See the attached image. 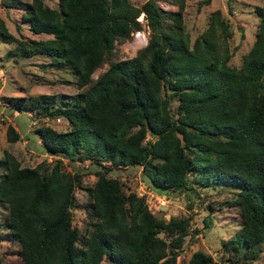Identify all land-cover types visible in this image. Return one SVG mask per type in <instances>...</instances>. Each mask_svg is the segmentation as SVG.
<instances>
[{"label": "trees", "instance_id": "16d2710c", "mask_svg": "<svg viewBox=\"0 0 264 264\" xmlns=\"http://www.w3.org/2000/svg\"><path fill=\"white\" fill-rule=\"evenodd\" d=\"M185 3L57 0L53 8L31 0L22 20L34 34L50 36L44 40L14 38L0 21L1 38L16 42L20 56L44 55L57 68L70 67L77 87L70 96L13 97L9 106L35 119L67 122L63 131L49 125L33 130L49 161L28 167L3 152L0 201L23 264H176L190 216L153 214L144 196L124 191V170L167 196H190L194 186L232 189L241 224L221 242V260L258 258L264 243V3L254 7L259 22L240 66L229 64L228 17L212 11L205 29L191 38ZM141 14L147 43L119 59L118 46L142 28ZM6 137L15 142L20 133L8 124ZM64 160L87 163L96 177L87 190L83 232L72 223L82 175L67 171ZM187 264L221 263L197 250Z\"/></svg>", "mask_w": 264, "mask_h": 264}, {"label": "rangeland", "instance_id": "374dc122", "mask_svg": "<svg viewBox=\"0 0 264 264\" xmlns=\"http://www.w3.org/2000/svg\"><path fill=\"white\" fill-rule=\"evenodd\" d=\"M145 0H130L134 5H140ZM31 0H0V21L4 23L8 32L14 38L47 39L46 34H34L27 23L22 20L24 4ZM50 7H56L57 0H44ZM10 4V7H7ZM264 0H186L183 21L191 38L198 35L208 24L210 13L216 9L227 16L232 31L229 38V48L232 57L229 64L240 66L242 56L249 50L255 37L259 18L254 7L263 5ZM158 5L166 10L175 11L176 6L164 1ZM232 14L228 13V9ZM141 15L139 16V18ZM141 19V18H140ZM139 20V19H138ZM142 20L144 38L131 40L118 46V58L127 59L135 55L136 51L145 46L149 37V29ZM16 42H7L0 35V177L5 172L3 152L12 153L23 166L33 167L42 160H51L45 153L41 140L33 130L37 127L49 125L63 131L67 128L64 119H35L32 113L12 110V98L17 96L32 97L37 94L73 95L77 92L75 77L69 68H57L51 65L50 58L44 55L32 57L20 56L21 51L15 49ZM11 53H8V52ZM104 68L93 73L96 77ZM76 76V75H75ZM77 79V76H76ZM176 102H172L175 109ZM31 114V115H30ZM31 116V117H30ZM11 124L19 133L20 138L15 142H8L6 137L7 125ZM67 171L78 172L81 176V187L76 188L77 207L72 211V223L79 232L85 231L88 224L86 210L89 207L88 189L96 180L95 175L88 171L87 163L69 162L64 160ZM119 176L126 193L136 192L144 196L150 211L168 220L170 217L190 216L189 234L183 238L180 255L176 264H187L190 255L202 250L210 253L219 263L228 264L221 260V242L227 240L236 232L241 224L239 209L232 205L235 198L229 188H199L194 186L192 195L184 193L167 196L155 192L144 183L137 173L124 170ZM116 175L118 173L112 172ZM237 191V188L232 187ZM7 205L0 201V256L5 264H23L19 254V241L15 234L5 226ZM211 218L209 226L205 225V218ZM162 236V234H160ZM247 264H264V243L260 246V253L256 260Z\"/></svg>", "mask_w": 264, "mask_h": 264}, {"label": "built area", "instance_id": "2783aa9c", "mask_svg": "<svg viewBox=\"0 0 264 264\" xmlns=\"http://www.w3.org/2000/svg\"><path fill=\"white\" fill-rule=\"evenodd\" d=\"M138 19H139V21L142 22L141 19H143V15L141 14V19L140 18H138ZM132 36H134L135 39L144 38L145 37L144 30L135 31L132 33Z\"/></svg>", "mask_w": 264, "mask_h": 264}, {"label": "crops", "instance_id": "0c3cea01", "mask_svg": "<svg viewBox=\"0 0 264 264\" xmlns=\"http://www.w3.org/2000/svg\"><path fill=\"white\" fill-rule=\"evenodd\" d=\"M16 113H18L17 111H16ZM27 113V112H26ZM29 113V112H28ZM31 115V114H30ZM31 117V116H30ZM59 119H63V118H59Z\"/></svg>", "mask_w": 264, "mask_h": 264}]
</instances>
